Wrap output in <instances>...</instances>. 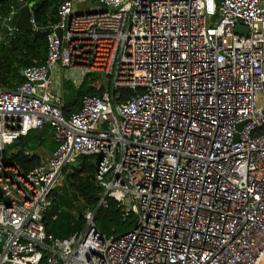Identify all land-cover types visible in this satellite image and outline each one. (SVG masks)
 <instances>
[{
	"label": "built area",
	"instance_id": "2783aa9c",
	"mask_svg": "<svg viewBox=\"0 0 264 264\" xmlns=\"http://www.w3.org/2000/svg\"><path fill=\"white\" fill-rule=\"evenodd\" d=\"M94 2L61 0L44 61L0 88V264H264L263 0ZM58 65L75 85L99 72L102 94L64 114ZM45 124L56 146L24 149L39 155L25 170L6 145ZM81 154L96 156L99 203L114 198L132 228L102 232L87 210L79 230L46 231Z\"/></svg>",
	"mask_w": 264,
	"mask_h": 264
},
{
	"label": "trees",
	"instance_id": "16d2710c",
	"mask_svg": "<svg viewBox=\"0 0 264 264\" xmlns=\"http://www.w3.org/2000/svg\"><path fill=\"white\" fill-rule=\"evenodd\" d=\"M17 0H0V15L9 14L16 7ZM31 3L35 24L32 30L12 28L3 30L0 25V88H13L23 80L22 68L44 61L47 53V25L57 19L58 5L61 0H25ZM65 92L61 96V108L69 114L80 107L84 94H102L104 84L100 73L86 71L81 82L75 85L70 79L63 78ZM128 96L132 93L124 89ZM56 143L50 138L48 125L40 129H30L25 135L6 145V152L25 170L39 161L36 152L24 154V149L36 150L44 147L52 150ZM14 148L10 152V149ZM96 156L81 154L76 161L63 169V179L50 193V203L45 209L42 220L47 232L64 237L83 227L85 213L91 210L93 220L102 232L120 233L132 228L135 222L129 215L122 218L119 203L112 197L106 198V204L99 203L102 188L94 178ZM69 167V168H68Z\"/></svg>",
	"mask_w": 264,
	"mask_h": 264
},
{
	"label": "water",
	"instance_id": "95a60500",
	"mask_svg": "<svg viewBox=\"0 0 264 264\" xmlns=\"http://www.w3.org/2000/svg\"><path fill=\"white\" fill-rule=\"evenodd\" d=\"M93 2L94 0L89 1V4H92ZM85 12H89V10L87 9ZM31 13H32L31 3H27L25 0H17L16 9L11 14H9V16L6 17L4 20V24L2 26L3 30L5 31L8 26L12 28L23 29V30H32L33 24L30 21ZM78 13H81V11H78ZM235 30L236 31H246L247 26L238 23L235 25ZM56 32L58 36L61 37V34H62L61 28H57ZM37 132L40 133V129H37Z\"/></svg>",
	"mask_w": 264,
	"mask_h": 264
},
{
	"label": "rangeland",
	"instance_id": "374dc122",
	"mask_svg": "<svg viewBox=\"0 0 264 264\" xmlns=\"http://www.w3.org/2000/svg\"><path fill=\"white\" fill-rule=\"evenodd\" d=\"M89 1H92V0H76L75 3H74L75 9L78 10V11H85L88 8L95 9V8H99L101 6L100 3H97V2H93L92 4H89ZM57 68H58V71H56ZM68 71L69 70H67L66 67H61V66L58 65L51 71V78L54 79L55 77H57V79L59 78V80H60V76H62L63 74H67ZM59 92H60V90H59ZM260 101L264 103V98H262ZM48 153H49V151L47 149H41V154L42 155H46ZM73 163H74V161H71L69 163V165H71ZM64 173H62V176H61L59 182L63 179ZM131 218L134 221L136 219V215L133 214L131 216Z\"/></svg>",
	"mask_w": 264,
	"mask_h": 264
},
{
	"label": "crops",
	"instance_id": "0c3cea01",
	"mask_svg": "<svg viewBox=\"0 0 264 264\" xmlns=\"http://www.w3.org/2000/svg\"><path fill=\"white\" fill-rule=\"evenodd\" d=\"M74 1V3H75V1L76 0H73ZM93 1V0H92ZM263 3H264V0H263ZM89 9V8H88ZM56 71H58V68L56 69ZM50 75H51V72H50ZM63 78H66L65 77V74H63L62 76H60V80H59V78L57 79V77H55L53 80H54V82H55V88H57V89H59L61 92H62V94L66 91L65 90V88H64V86H63ZM50 138H51V136H50ZM52 139V138H51ZM53 140V139H52ZM54 141V140H53ZM55 142V141H54ZM56 143V142H55ZM41 148H44V147H41Z\"/></svg>",
	"mask_w": 264,
	"mask_h": 264
}]
</instances>
